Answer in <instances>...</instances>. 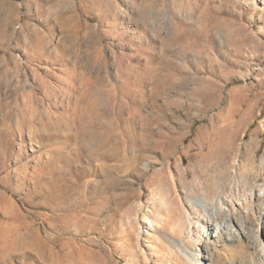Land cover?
Returning a JSON list of instances; mask_svg holds the SVG:
<instances>
[{"label": "rangeland", "instance_id": "rangeland-1", "mask_svg": "<svg viewBox=\"0 0 264 264\" xmlns=\"http://www.w3.org/2000/svg\"><path fill=\"white\" fill-rule=\"evenodd\" d=\"M263 229L264 0H0V264H264Z\"/></svg>", "mask_w": 264, "mask_h": 264}, {"label": "bare ground", "instance_id": "bare-ground-1", "mask_svg": "<svg viewBox=\"0 0 264 264\" xmlns=\"http://www.w3.org/2000/svg\"><path fill=\"white\" fill-rule=\"evenodd\" d=\"M219 210L221 211L222 209H219ZM237 222H238V220H237ZM233 226L234 225L232 224V218L230 217L228 220V223H224V226L221 228L220 234H221V236H224L227 241H231V240H238L239 241L241 238H246V239L250 238L249 233L244 228L241 227L240 230L238 228V229H236V231H234ZM263 231H264V229H263ZM255 239L257 241H259V234H257L256 237H254V240ZM176 245H178L180 247V249H181V250L179 249L180 251H183L185 253L187 252L186 247L182 246L179 243H176ZM204 258L206 259L205 260L206 264H217L215 261V254L210 250V248L207 250V253L204 255ZM262 258L264 259V249L262 251ZM197 259L199 260V262H202L200 257Z\"/></svg>", "mask_w": 264, "mask_h": 264}]
</instances>
